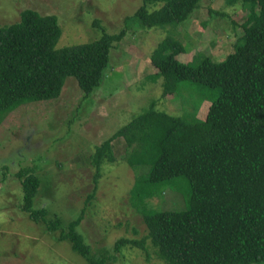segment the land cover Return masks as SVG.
Masks as SVG:
<instances>
[{
  "label": "trees",
  "instance_id": "16d2710c",
  "mask_svg": "<svg viewBox=\"0 0 264 264\" xmlns=\"http://www.w3.org/2000/svg\"><path fill=\"white\" fill-rule=\"evenodd\" d=\"M198 1L142 0L124 24L143 30L170 26L175 32ZM237 1L248 13L243 35L224 59L195 53L189 62H181L176 56L185 49L174 35L152 50L149 61L155 71L145 79L162 78L161 96L181 95L182 111L173 114L156 107L153 98L97 144L89 155L94 187L84 205L76 207H82L76 217L66 223L49 206L36 209L40 178L26 169L13 174L22 191L21 213L69 242L88 264H104L79 226L98 189L101 169L115 160L111 142L120 137L126 164L146 169L135 175L130 203L147 232L141 239L118 238L114 250L137 246L148 256L149 241L165 264H264V0ZM124 35L125 28L93 42L56 48L61 36L56 15L20 10L16 22L0 26V118L20 104L56 99L67 76L75 78L84 95L90 94L101 82L114 43ZM183 82L210 94L189 100L181 91ZM206 98L209 103L199 118L197 107ZM167 185L178 191L185 186L184 209L149 205Z\"/></svg>",
  "mask_w": 264,
  "mask_h": 264
},
{
  "label": "rangeland",
  "instance_id": "374dc122",
  "mask_svg": "<svg viewBox=\"0 0 264 264\" xmlns=\"http://www.w3.org/2000/svg\"><path fill=\"white\" fill-rule=\"evenodd\" d=\"M142 0H0V26L17 21L24 8L41 15H56L61 36L55 47L79 45L99 39L103 33L125 35L110 50L109 61L100 84L84 95L73 76H67L56 99L27 102L5 112L0 118V264H88L58 240L43 224L30 221L19 206L22 191L13 174L19 169L34 170L39 176L33 199L36 209L49 206L68 223L79 214L84 198L94 187V168L89 155L94 147L116 128L135 117L153 98L156 107L176 114L182 111L179 94L161 96L162 78L154 82L145 75L155 68L149 55L165 36L174 35L185 52L176 58L189 62L201 53L218 61L233 52L243 35L241 25L248 9L241 1L199 0L197 7L176 29H139L125 26ZM152 9V7H151ZM13 11L15 14H13ZM9 13L11 15H9ZM99 22L101 28L94 23ZM133 23V22H132ZM136 25L135 23H133ZM172 33V34H169ZM189 100L210 94L192 83H181ZM191 97V98H190ZM209 97V96H208ZM209 99L198 105L202 117ZM113 163L102 165L98 189L91 199L79 229L104 264H165L149 241L148 256L137 246L122 245L114 250L120 237L141 239L147 230L139 210L130 203V190L137 173L126 164L123 140L111 142ZM162 194L149 199L157 210H182L188 192L167 185Z\"/></svg>",
  "mask_w": 264,
  "mask_h": 264
}]
</instances>
